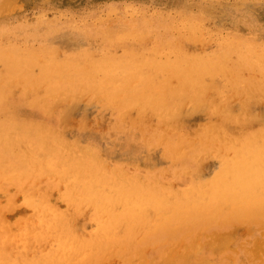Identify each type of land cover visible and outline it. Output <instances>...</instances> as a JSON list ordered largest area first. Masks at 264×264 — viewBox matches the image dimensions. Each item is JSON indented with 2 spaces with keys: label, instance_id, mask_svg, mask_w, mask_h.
<instances>
[{
  "label": "bare ground",
  "instance_id": "bare-ground-1",
  "mask_svg": "<svg viewBox=\"0 0 264 264\" xmlns=\"http://www.w3.org/2000/svg\"><path fill=\"white\" fill-rule=\"evenodd\" d=\"M139 21L136 31L155 33L157 44L141 52L127 45L119 58L111 29L100 58L0 48V264H236L232 226L264 224V119L256 128L250 110L264 100V37L233 33L202 56L171 47L181 29L167 17ZM186 26L185 39L195 40L196 27ZM164 45L172 50L160 55ZM218 76L227 80L219 101L211 97ZM81 98L117 109L119 124H151L130 146L146 142L169 164L105 157L88 141L68 140L65 117L37 115ZM184 104L207 113L202 128L183 125ZM133 107L141 118L128 117ZM212 158L219 165L207 179L202 164ZM18 198L32 210L21 232L8 216Z\"/></svg>",
  "mask_w": 264,
  "mask_h": 264
},
{
  "label": "rangeland",
  "instance_id": "rangeland-1",
  "mask_svg": "<svg viewBox=\"0 0 264 264\" xmlns=\"http://www.w3.org/2000/svg\"><path fill=\"white\" fill-rule=\"evenodd\" d=\"M146 17L151 19L167 17L174 21L181 30L175 31L172 35L171 47H175V50L186 48V51L189 48L190 53L199 52L202 56L218 52L226 38L233 33L244 37H264V0H0V48L18 46L22 49L35 50L40 54L44 53L46 48H56V55L60 59L70 54L85 53L100 58L108 49L105 51L103 49L105 46L103 33L111 29L115 39L119 40L116 39L117 44H113L115 46L110 52L119 58L124 55L127 45L141 52L142 49L157 44L155 33L142 37L136 31L137 25L141 23L139 20ZM187 22L196 27L195 40L185 39L189 34L184 32L188 28ZM171 50L170 46L164 45L159 49V54H169ZM176 78L172 76L171 80L175 81ZM226 84L227 80L218 76L215 80L216 89L211 91V97H216L217 101L221 100L223 96L218 94ZM135 88L141 92L138 84ZM21 90L22 86L18 85L14 93L18 95ZM224 94L226 97L225 91ZM61 102L50 110L46 107L37 108L41 109V113L38 110L37 115L49 114L54 119L59 117L60 120L65 117L62 125L68 140L88 141V144L101 148L105 157L118 155L124 163L134 161L141 165L152 161L160 166L169 164L159 149L147 147L146 142L141 143L136 150L130 146L132 141L139 142L141 137L145 136L151 124L141 125L142 121L129 120L119 124L117 109L103 104L92 105L88 99L81 98L73 105L67 100ZM239 102V100L231 102L236 111ZM255 103L251 104L250 110L254 111L256 117L259 115L260 119L254 125L258 128L264 119L261 117L264 116V100L252 108ZM24 111L29 113L31 110L26 106ZM179 112L183 125L188 129H200L207 122L206 112L193 110L188 104L182 105ZM141 116L138 107L128 111V117L135 120ZM116 128L122 134L115 136L114 133L118 131ZM218 165V159H206L202 164L203 176L210 179ZM56 194L55 202L59 206ZM31 215V208L19 198L8 214L14 223H18L20 232L21 224ZM86 228L87 230L95 228V222L86 221ZM231 233H236L238 237L234 252L237 253L239 260L236 264H264V224L254 227L245 223L237 227L232 226ZM116 262L118 258L106 264Z\"/></svg>",
  "mask_w": 264,
  "mask_h": 264
}]
</instances>
